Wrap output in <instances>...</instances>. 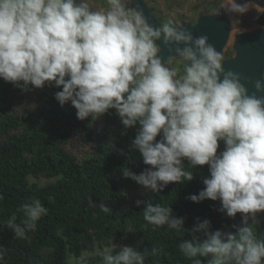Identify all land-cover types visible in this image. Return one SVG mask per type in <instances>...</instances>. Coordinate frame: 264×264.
Returning <instances> with one entry per match:
<instances>
[{
    "label": "clouds",
    "instance_id": "obj_1",
    "mask_svg": "<svg viewBox=\"0 0 264 264\" xmlns=\"http://www.w3.org/2000/svg\"><path fill=\"white\" fill-rule=\"evenodd\" d=\"M107 3L109 10L92 11L87 0H0V79L24 88L54 83L62 89L55 98L62 106L70 101L80 120L115 109L125 128L139 124L132 146L151 167L140 175L124 168V177L158 191L193 178L183 168L187 159L210 171L205 189L192 201L220 200L230 217L264 211V98L249 95L239 75L224 70L222 56L206 36L194 39L171 23L154 29L142 11L127 8L124 0ZM228 3L232 12L254 7L264 13L254 0ZM162 35L165 44L194 45L176 49L184 65L179 78L157 55ZM255 88L264 92V80H257ZM221 141L225 147L218 154ZM24 208L33 222L47 214L38 199ZM170 216L171 209L159 205L143 212L152 225H183ZM14 220L8 226L24 237ZM208 226L204 221L195 230ZM180 249L189 257L211 253L219 258L213 264L230 258L236 264H264V242L248 227L239 230V240L228 235L223 242L217 231L202 248L185 241ZM106 253L107 264H143L130 247L115 258Z\"/></svg>",
    "mask_w": 264,
    "mask_h": 264
},
{
    "label": "trees",
    "instance_id": "obj_2",
    "mask_svg": "<svg viewBox=\"0 0 264 264\" xmlns=\"http://www.w3.org/2000/svg\"><path fill=\"white\" fill-rule=\"evenodd\" d=\"M32 87L0 79V264H70L71 256L80 258L78 264H107L105 250L115 258L124 247L139 252L143 264H209L207 254L189 257L180 249L185 241L202 248L211 234L219 231L222 238L236 221L220 200L190 199L205 189L209 166L184 159L183 168L193 178L153 191L123 175L124 168L140 175L151 167L132 146L139 124L125 128L115 109L101 116V125L92 115L80 120L71 102L62 106L55 98L62 89L47 82L37 93L38 107L17 113V97ZM75 135L82 144H96L94 154L79 160L68 151ZM223 148L221 141L218 154ZM40 175L50 181L30 182ZM37 199L47 214L33 222L24 205L34 206ZM150 204L170 208V219H182L183 225L149 224L143 212ZM13 217L24 237L8 226ZM204 221L208 228L196 231ZM258 227L248 225L255 236ZM235 237L239 240V233Z\"/></svg>",
    "mask_w": 264,
    "mask_h": 264
},
{
    "label": "water",
    "instance_id": "obj_3",
    "mask_svg": "<svg viewBox=\"0 0 264 264\" xmlns=\"http://www.w3.org/2000/svg\"><path fill=\"white\" fill-rule=\"evenodd\" d=\"M260 5H264V0H254ZM79 2V0H78ZM238 4H244L246 0H236ZM131 7L142 11L146 22L154 29H159L152 16V9L148 8L144 0H131ZM258 22L264 25V13L258 19ZM177 30H187L193 38L206 36L207 43L212 45L215 50L221 54L223 46L226 44L231 34V23L223 15H203L196 25H191L189 21H182L181 26H175ZM160 47L158 57L162 63L168 62L175 55H180L177 48L183 50L185 47L194 46L187 43H164L163 35L157 41ZM236 56L223 61L224 70L232 71L239 75L240 82L247 89L248 94H255L258 98H264V92L255 88L257 80H264V30L246 31L235 36ZM250 222H258L259 227L256 231L257 240L263 241L264 235V211L255 214L237 213L236 221L230 226L226 234L221 238L227 242L228 235L235 236L239 230L248 227ZM209 264H213V254L208 253ZM264 262V258H262Z\"/></svg>",
    "mask_w": 264,
    "mask_h": 264
},
{
    "label": "flooded vegetation",
    "instance_id": "obj_4",
    "mask_svg": "<svg viewBox=\"0 0 264 264\" xmlns=\"http://www.w3.org/2000/svg\"><path fill=\"white\" fill-rule=\"evenodd\" d=\"M182 0H144L145 4L147 5L148 8L152 9V16L154 21L156 22L157 26L159 29H162L163 25L165 23H171L173 27L175 26H181L182 21H189L191 25H196L203 15H223L227 17L231 23V34L226 42V44L222 48L221 56H222V63L224 60L229 59V58H234L236 56V49H235V36L239 33L246 32V31H255L259 29L264 30V25L260 24L258 22L259 17L261 16V12H258L254 7H250V10H253L255 13V17L252 18V16H247L241 13H237L239 17L235 15H231L230 13H226L222 9H208L205 10L204 12H195L198 10L199 7V2H202V0H192L194 3V8L193 9L195 12L194 16H189V17H180L177 20L173 19V11L174 7L177 5L178 2ZM211 3H208L211 6L212 3L216 2L217 0H211ZM255 3L259 4L258 2L254 1ZM104 3L106 5V8L109 10L110 5L107 3V0H104ZM125 6L127 8H132L131 7V0H124ZM264 7V5H261ZM134 9V8H132ZM240 19L248 25L247 22H250L251 19H253V24L255 26H242L238 27L240 24ZM157 43V42H156ZM159 47V45L157 44ZM160 48V47H159ZM166 67H169L170 69H174L177 71V77L183 75V70H184V65L183 61L180 55H175L171 58L170 61L164 62ZM263 77H264V72H263ZM223 142V141H222ZM224 144V142H223ZM225 147V145H224ZM251 223H258V222H250Z\"/></svg>",
    "mask_w": 264,
    "mask_h": 264
},
{
    "label": "rangeland",
    "instance_id": "obj_5",
    "mask_svg": "<svg viewBox=\"0 0 264 264\" xmlns=\"http://www.w3.org/2000/svg\"><path fill=\"white\" fill-rule=\"evenodd\" d=\"M87 2L89 3V7L90 10L92 11H100V10H104L107 11L108 9L106 8V5L104 3V0H87ZM211 0H202V2H199V7L198 10L195 12H204L205 10L208 9H222L223 11H225L226 13H230L231 15H235L237 17L240 18V16H238L237 12H232L230 11V5L228 3V0H217L216 2L212 3L211 6H208L211 3ZM174 11H173V19L177 20L180 17H189V16H194L195 12H193L195 9L194 8V3L192 0H182L180 2L177 3V5L174 7ZM247 16H252L255 17V13L253 10H248L245 13H241ZM247 24H245L241 19H240V24L238 25V27H242V26H255L253 24V19L250 20V22H247ZM41 90V88H35L34 86L32 87L31 90H25L23 93H21L14 104V111H16L17 113H21L24 110H30V109H34L37 108L38 105L40 104L39 101L37 100V93ZM70 102V101H69ZM68 103V102H67ZM95 122L98 125H101L103 122V119L101 116L95 118ZM66 148L68 149V151H70L71 153H73L79 160L84 159L85 157H88L92 154H94L95 152V148H96V144L92 143V144H82L79 140V135H75L74 138H72V140L66 145ZM30 182L34 183L37 182L41 185L48 183L50 180L47 179L46 177L40 175L38 177H34L31 176L30 178ZM96 251L98 250L97 248L95 249ZM88 253L83 254V256H87ZM80 261V258H77L75 256H71L69 258V262L70 264H78Z\"/></svg>",
    "mask_w": 264,
    "mask_h": 264
}]
</instances>
